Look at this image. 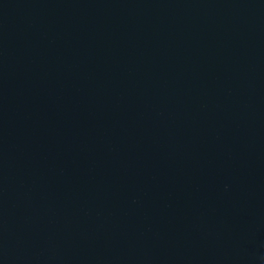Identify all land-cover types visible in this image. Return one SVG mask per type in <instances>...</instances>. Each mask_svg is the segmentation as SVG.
Listing matches in <instances>:
<instances>
[{
  "label": "water",
  "instance_id": "water-1",
  "mask_svg": "<svg viewBox=\"0 0 264 264\" xmlns=\"http://www.w3.org/2000/svg\"><path fill=\"white\" fill-rule=\"evenodd\" d=\"M0 264H264V0H0Z\"/></svg>",
  "mask_w": 264,
  "mask_h": 264
}]
</instances>
